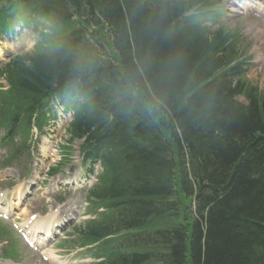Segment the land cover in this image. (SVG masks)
Returning <instances> with one entry per match:
<instances>
[{
    "label": "trees",
    "instance_id": "1",
    "mask_svg": "<svg viewBox=\"0 0 264 264\" xmlns=\"http://www.w3.org/2000/svg\"><path fill=\"white\" fill-rule=\"evenodd\" d=\"M12 3L46 32L6 71L7 127L54 89L84 95L74 135L104 152L92 194L115 207L84 242L137 235L105 264H264V97L229 39L178 20L180 0H6L2 24ZM104 30L118 66L96 54Z\"/></svg>",
    "mask_w": 264,
    "mask_h": 264
},
{
    "label": "rangeland",
    "instance_id": "2",
    "mask_svg": "<svg viewBox=\"0 0 264 264\" xmlns=\"http://www.w3.org/2000/svg\"><path fill=\"white\" fill-rule=\"evenodd\" d=\"M214 1H217V0H212V3ZM261 24L262 22L254 23L252 19L248 20V19H234V18H232V20H228L224 22V26L227 29L237 32V37L239 38V41L237 40V42L240 45L239 46L240 51L242 52L244 57L247 59L246 72H245V77H246L247 82L250 85L255 86L261 94H264V62L261 61L259 57V54L264 55V39L262 37V34L260 33V27H259ZM24 34L28 35V33H25V32ZM5 49L6 47H2V50H5ZM239 100H241V98H239ZM61 141H62V138L60 142ZM37 158L38 157L35 156L34 161H36ZM73 160L75 161V159ZM52 163H53V160H52ZM47 194L48 192L45 191V189L41 190V192L37 193L36 196H33L31 199H29L30 201L28 202V207L32 210L35 208L38 209L37 206H42V203L43 201H45L44 199L46 197H49L50 199L53 200L56 196L60 195V192L50 193L48 194L49 196H46ZM71 196L73 197L68 199L63 204L61 210H63L64 212H71L74 209L73 206H79L80 211H77V213L74 215V220L72 222L74 224L80 223L88 218L86 214L84 213L85 204L82 201L83 194L82 192H78V193H74ZM60 197H63V196H60ZM47 201L49 200L47 199ZM32 203H34V205H32ZM79 212H80V216H79ZM10 223H11L10 221H7L6 223H3L4 225L1 224L0 226L4 229H7L8 227L11 226ZM59 244L60 245L58 247L62 248L60 252L65 253L66 255L64 256H67L66 258H70L71 256L75 257V260L77 262L76 264H90V262H92V259L87 254H81L82 251L76 250L75 248L70 247V246H63L65 245L63 243H59ZM14 245H15V250L17 254V258L15 259V261H17L20 264H37L35 263L37 261L34 260V258H32L33 256L32 253L28 252L23 244H21L18 241H15ZM27 253L31 254L32 256H30ZM28 258L31 259V261H28Z\"/></svg>",
    "mask_w": 264,
    "mask_h": 264
},
{
    "label": "bare ground",
    "instance_id": "3",
    "mask_svg": "<svg viewBox=\"0 0 264 264\" xmlns=\"http://www.w3.org/2000/svg\"><path fill=\"white\" fill-rule=\"evenodd\" d=\"M263 39H264V36H263ZM262 61H264V55L262 56ZM67 89V88H66ZM69 91V90H68ZM74 93H80V91H73ZM79 114V113H78ZM80 125L81 126H84V127H88L89 125L91 126V124H88L87 122H80ZM87 135H89V134H87ZM91 135V134H90ZM125 147H127L125 144H123ZM17 194V196H18V193H16ZM42 222H36L35 224H37V225H39V224H41ZM28 225H30L29 223H28Z\"/></svg>",
    "mask_w": 264,
    "mask_h": 264
}]
</instances>
